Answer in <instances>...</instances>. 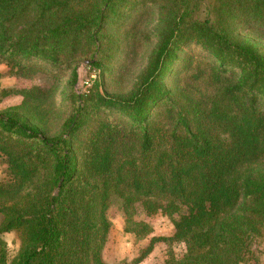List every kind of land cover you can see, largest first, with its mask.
I'll return each instance as SVG.
<instances>
[{
  "label": "trees",
  "instance_id": "16d2710c",
  "mask_svg": "<svg viewBox=\"0 0 264 264\" xmlns=\"http://www.w3.org/2000/svg\"><path fill=\"white\" fill-rule=\"evenodd\" d=\"M201 3L0 0V63L16 75L33 74L40 62L74 69L96 51L90 64L105 67L124 41L103 32L107 22L140 9L159 15L157 43L132 88L115 93L96 84L75 98L54 135L45 131L55 113L53 89L0 92V102L22 96L0 110V157L13 177L0 184V264H108L103 248L115 196L127 212L140 203L149 213L178 215L174 235L153 236L136 264L165 240L188 249L164 264H258L249 241L264 220V50L236 24L264 30V0H217L213 19H202ZM135 25L125 34L133 45ZM190 43L237 69V77L213 66L209 92L192 81L168 88L165 76ZM127 229L143 236L151 230L144 221ZM13 230L21 247L10 259L2 235Z\"/></svg>",
  "mask_w": 264,
  "mask_h": 264
},
{
  "label": "rangeland",
  "instance_id": "374dc122",
  "mask_svg": "<svg viewBox=\"0 0 264 264\" xmlns=\"http://www.w3.org/2000/svg\"><path fill=\"white\" fill-rule=\"evenodd\" d=\"M217 0H202L199 7V14L202 19L215 17ZM126 12V11H125ZM157 10L146 12L145 10L128 11L124 17L118 18L117 22H107L103 32L122 34L124 36L123 50L111 63L105 67H95L91 61L98 59L99 52L87 59L79 60L73 68L77 73L73 81V71L70 68H52L40 62L36 65L34 73L16 75L11 68L0 63V92L3 89H19L41 86L45 89H53L55 92L52 97L55 113L51 116L45 131L56 134L62 122L71 115L74 108L75 98H84L89 92L99 85L101 91L109 92H128L142 69L146 66L149 56L157 43ZM133 28L136 33L135 45L130 39L125 38L128 29ZM240 35L264 50V30L257 23L241 22L236 24ZM143 32H148L151 36L145 38ZM127 35V34H126ZM133 46H129V44ZM222 69L224 75L231 78L237 77V69L229 66H220L216 58L202 47L190 43L184 44L178 52V57L174 60L172 69L165 76L168 88H173L175 81L179 85L186 86L188 81L194 87H201L206 91L211 90L212 67ZM202 72L200 79H195L194 75ZM22 96L11 94L0 102V110L9 106L19 104ZM116 119L124 120V116L117 111L110 112ZM11 171L4 158L0 157V184L11 181ZM107 217L111 222L107 241L103 248V257L108 264H136L135 261L142 255L146 247L150 244L153 236L170 237L175 233V222L178 219L177 213L168 214L164 210H157L151 213L146 212L140 203L135 205L134 211L127 212L122 200L115 196L107 210ZM1 221V216H0ZM144 221L150 225V233L147 236L131 232L127 229L128 223ZM7 243L9 258L12 259L21 247V237L17 231L5 232L2 235ZM250 259H255L258 264H264V220L261 221L249 241ZM188 245L185 242H175L171 240L157 241L152 252L144 260L137 264H164L170 257L182 258L187 252ZM243 264H247L243 263Z\"/></svg>",
  "mask_w": 264,
  "mask_h": 264
}]
</instances>
